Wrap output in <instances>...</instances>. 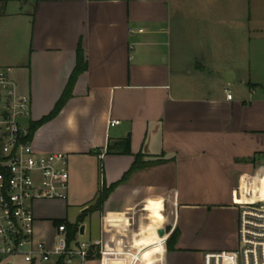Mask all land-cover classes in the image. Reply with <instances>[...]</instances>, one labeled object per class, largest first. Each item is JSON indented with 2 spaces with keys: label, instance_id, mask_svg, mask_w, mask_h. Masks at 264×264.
I'll return each instance as SVG.
<instances>
[{
  "label": "crops",
  "instance_id": "0c3cea01",
  "mask_svg": "<svg viewBox=\"0 0 264 264\" xmlns=\"http://www.w3.org/2000/svg\"><path fill=\"white\" fill-rule=\"evenodd\" d=\"M252 7V0L6 3L0 67L29 95L33 121L74 81L61 110L32 136L37 152L67 156L69 174L66 199L35 204L37 239L50 244L47 226L67 222L55 219L63 207L86 210L102 180L119 181L140 155L163 162L132 172L84 216L81 238L100 240L102 251L85 264H202L206 252L237 249L239 207L262 199L264 178V76L245 56L246 45L264 50V12ZM125 138L129 154L119 152Z\"/></svg>",
  "mask_w": 264,
  "mask_h": 264
},
{
  "label": "built area",
  "instance_id": "2783aa9c",
  "mask_svg": "<svg viewBox=\"0 0 264 264\" xmlns=\"http://www.w3.org/2000/svg\"><path fill=\"white\" fill-rule=\"evenodd\" d=\"M11 72L0 67V258L5 264H85L93 253H102L101 241L83 240L80 227L68 240L66 223L56 225L50 245L34 237L33 202L67 197V156L35 150L30 97ZM231 98L227 91L226 99ZM237 238L236 250L206 252L202 264H264V198L239 207Z\"/></svg>",
  "mask_w": 264,
  "mask_h": 264
},
{
  "label": "trees",
  "instance_id": "16d2710c",
  "mask_svg": "<svg viewBox=\"0 0 264 264\" xmlns=\"http://www.w3.org/2000/svg\"><path fill=\"white\" fill-rule=\"evenodd\" d=\"M8 1L9 0H0V16L3 14L5 5ZM73 82L74 81H72V78L67 82V85L65 86V89H64L63 93L61 94L59 100L56 102L53 110L48 115L42 117L38 121H32L30 123L29 128H30V136L31 137H32L33 133L35 132V130L41 124H43L44 122H46L48 120H51L61 110L63 105L66 103V101L70 97V92H71ZM117 144L119 146V152L121 154H129L130 153V145H129V140L127 138L123 139L121 142H119ZM162 162H163L162 160L143 162V161H141V156L136 155L134 157L133 164L131 165L129 170L123 175V177L119 181L112 183L109 186H106L104 181L102 180L101 187L97 191V195H96V198H95L93 204L90 205L86 210L81 212L77 216L76 221L74 223H68L66 221H57L56 225H59L60 223H66L67 231H68L67 232L68 240H72L74 238L75 233L77 232V230L79 228V225L83 221L84 216L88 212L100 210L101 206L103 205L104 201L107 199L108 195L114 190V188H116V186H118L119 184L124 182L132 172H134L135 170H138L140 168L147 167L150 165L159 164ZM99 172H100V175H102V166L99 167ZM178 237H179V234H178V232H176V230H174L168 236V238L166 240V250L167 251L172 250L174 243L176 242V240H178ZM58 264H62V262L59 261Z\"/></svg>",
  "mask_w": 264,
  "mask_h": 264
},
{
  "label": "rangeland",
  "instance_id": "374dc122",
  "mask_svg": "<svg viewBox=\"0 0 264 264\" xmlns=\"http://www.w3.org/2000/svg\"><path fill=\"white\" fill-rule=\"evenodd\" d=\"M253 1V7L252 9L255 11V13H263L264 12V0H252ZM254 46L252 45H246L245 47V51H246V61H248L250 63L251 66V72L254 74L256 72V74L258 76H264V50L263 51H255L253 49ZM244 50V49H243ZM242 55L239 56L238 62L240 63L241 67L244 66L243 61L244 59L241 58ZM244 61V62H246ZM256 65V68H255ZM13 72H11L12 74ZM99 171V167L97 165L94 166V171L92 172V175L94 176V180H96ZM91 175V173H89ZM97 175V176H96ZM93 179V177H92ZM94 182V181H93ZM94 184V183H93ZM259 188H260V196L259 198H264V178L263 176L260 178V183H259ZM39 200H35L33 202V209L35 207V204H37ZM93 204V203H92ZM91 204V205H92ZM90 205H88L89 207ZM79 214L78 210L74 207H68L66 209V207H63L62 212L60 213V215H58L57 217H55V219L57 220H67V222H75L76 221V217ZM48 233V234H47ZM47 233L46 235H44V237H48L49 239L53 236V234L55 233V229L53 227V224L50 223V225L47 226ZM34 237L37 239V234L35 235V227H34ZM48 245H50L48 243ZM0 264H5V261L3 259L0 258ZM17 264H25L23 262L21 263H17Z\"/></svg>",
  "mask_w": 264,
  "mask_h": 264
},
{
  "label": "water",
  "instance_id": "95a60500",
  "mask_svg": "<svg viewBox=\"0 0 264 264\" xmlns=\"http://www.w3.org/2000/svg\"><path fill=\"white\" fill-rule=\"evenodd\" d=\"M224 79L226 80L227 83H232L233 82V73L231 71H227L224 75H223ZM232 77V79L230 78ZM158 235L160 237H162L164 235V230L163 229H158ZM79 234L82 235L83 234V226H80L79 228Z\"/></svg>",
  "mask_w": 264,
  "mask_h": 264
}]
</instances>
